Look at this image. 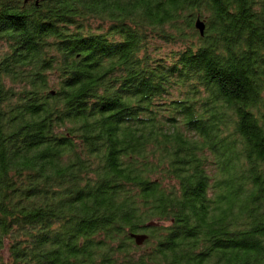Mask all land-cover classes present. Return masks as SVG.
<instances>
[{
	"label": "trees",
	"instance_id": "obj_1",
	"mask_svg": "<svg viewBox=\"0 0 264 264\" xmlns=\"http://www.w3.org/2000/svg\"><path fill=\"white\" fill-rule=\"evenodd\" d=\"M37 1L0 0V264H264V0Z\"/></svg>",
	"mask_w": 264,
	"mask_h": 264
},
{
	"label": "water",
	"instance_id": "obj_2",
	"mask_svg": "<svg viewBox=\"0 0 264 264\" xmlns=\"http://www.w3.org/2000/svg\"><path fill=\"white\" fill-rule=\"evenodd\" d=\"M41 0H38L37 3H39ZM196 29L200 32L201 36L205 35V31H206V25L203 21H201L200 19L197 20L196 22ZM132 238L136 241V244L138 246H142L145 244V242L148 240V236L147 235H132Z\"/></svg>",
	"mask_w": 264,
	"mask_h": 264
},
{
	"label": "rangeland",
	"instance_id": "obj_3",
	"mask_svg": "<svg viewBox=\"0 0 264 264\" xmlns=\"http://www.w3.org/2000/svg\"><path fill=\"white\" fill-rule=\"evenodd\" d=\"M215 169L211 170V171H214ZM211 171H209L210 173H212Z\"/></svg>",
	"mask_w": 264,
	"mask_h": 264
}]
</instances>
